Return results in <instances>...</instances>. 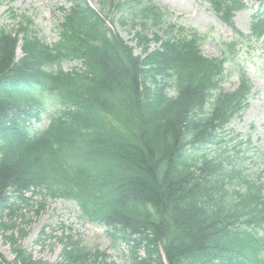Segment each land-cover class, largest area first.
<instances>
[{"label": "trees", "instance_id": "trees-1", "mask_svg": "<svg viewBox=\"0 0 264 264\" xmlns=\"http://www.w3.org/2000/svg\"><path fill=\"white\" fill-rule=\"evenodd\" d=\"M73 3L51 47L33 39L31 21L11 8L18 29L0 24V215L34 197L62 199L83 221L105 227L125 256L130 247L131 262L121 264H264V182L236 162V146L235 158L206 152L224 144L251 97L242 69L234 90L220 86L233 43L221 58L204 57L199 34L166 25L171 17L152 0H99V11ZM210 3L225 23L243 8L240 0ZM116 13L122 27L166 26L163 41L152 34L162 53L134 58L109 28ZM249 30L263 36L264 11ZM135 37L144 44L146 35ZM67 59L83 70L62 72ZM45 91L59 108L33 132L28 122L43 112ZM64 246L61 264H115L104 252ZM12 252V261L0 254V264H49L19 247Z\"/></svg>", "mask_w": 264, "mask_h": 264}, {"label": "rangeland", "instance_id": "rangeland-1", "mask_svg": "<svg viewBox=\"0 0 264 264\" xmlns=\"http://www.w3.org/2000/svg\"><path fill=\"white\" fill-rule=\"evenodd\" d=\"M89 5L98 10V0H87ZM163 10L172 15L174 22L166 20L165 24L182 23L203 36L201 51L205 57H221L223 43L234 41L232 55L225 64V74L229 77L222 83L225 90H233L237 85L236 70L242 69L252 85V95L248 108L235 119L230 128L223 134L222 145L206 149V152H226L236 156L239 150L241 158L236 162L242 169L252 175L259 176L264 182V35L256 39L249 34L252 16L258 11V0H247L245 8L236 11L228 24L220 20L211 9L209 0H153ZM71 7V0H3L0 5V24L8 29H15L17 20L8 13L9 8L18 14L28 16L32 21V38L45 46H52L58 40L57 27L63 16ZM62 9L64 13L60 11ZM114 33L129 48L134 58L145 59L152 54H161V42L152 39L157 32L162 41L169 36L167 29L160 32L154 28L142 32L144 44L135 33L141 28L132 25L122 27L114 20L111 25ZM23 56L22 49L16 51V57ZM76 61L62 62L65 72L78 68ZM44 110L38 120L29 121L31 131H42L49 123V116L58 108V103L48 93L42 94ZM234 164L235 161H234ZM28 199L30 193L23 194ZM74 243L81 249L104 252L109 262L121 264L131 262V249L114 248L107 235V230L100 225L84 222L79 219L75 205L63 200L38 201L36 197L29 199L27 205L20 206L14 213L0 215V254L7 260L14 259L13 249L19 247L32 256L35 261L49 264H61L62 251L65 244ZM140 250L138 255L144 256Z\"/></svg>", "mask_w": 264, "mask_h": 264}]
</instances>
